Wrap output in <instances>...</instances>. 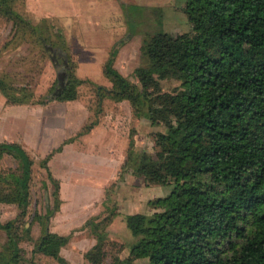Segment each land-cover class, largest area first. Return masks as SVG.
I'll return each mask as SVG.
<instances>
[{
  "label": "trees",
  "instance_id": "trees-1",
  "mask_svg": "<svg viewBox=\"0 0 264 264\" xmlns=\"http://www.w3.org/2000/svg\"><path fill=\"white\" fill-rule=\"evenodd\" d=\"M17 1L0 0V15L11 21L17 43L28 41L44 52L48 46L65 49L61 30L54 35L47 19L29 21ZM183 9L189 30L173 34L159 28L143 38L142 63L133 70L136 81L114 66L113 48L102 66L110 85L96 88L98 99H126L132 116L163 125L155 133L154 154L128 139L121 169L142 176L146 184L171 188L147 200L150 212L123 214L133 239L125 258H146L148 264H264V0H185ZM69 59L64 84L38 103L77 98L87 78L76 75ZM167 79L176 84L165 89L162 80ZM0 92L7 102H34L27 84L13 85L4 75ZM94 124L86 122L75 136ZM59 149L47 153L43 163ZM4 151L18 159L20 173H0V181L17 176L8 193L0 191V203L25 208L33 159L15 142H0V154ZM47 173L58 190V180ZM106 208L104 217L86 219L95 243L84 256L91 264H124L106 246L111 240L100 224L118 213ZM51 214L32 253L69 264L60 248L70 235L49 230ZM10 222L0 227L10 233ZM19 250L17 240L7 243L0 264H18Z\"/></svg>",
  "mask_w": 264,
  "mask_h": 264
},
{
  "label": "rangeland",
  "instance_id": "rangeland-1",
  "mask_svg": "<svg viewBox=\"0 0 264 264\" xmlns=\"http://www.w3.org/2000/svg\"><path fill=\"white\" fill-rule=\"evenodd\" d=\"M57 1L59 2L18 0L16 7L33 23L47 19L45 22L54 35L61 30L66 43L65 49L48 46L44 52L39 47H32L28 41L17 43L13 37L11 21L0 15V75H4L13 85L27 84L33 91L31 100L41 102L48 95H54L64 84L68 68L67 58H70L69 60L75 63V68H78L79 75L90 76L78 87L79 92L75 102L89 103L92 107L93 115L87 122L95 121L96 125H100L94 130L93 136L96 139L94 143L101 145L103 139L101 137L106 131L110 132L108 135L113 137L110 141L113 140L115 144L112 151L115 152L117 161H121L125 156V151L122 150L123 143L128 139L129 134L137 148H144L154 154L155 133L163 129V125L151 124L144 117L137 118L129 114L128 110L131 107L126 99L119 104L118 101L107 97L98 99L96 88L100 83L104 86L110 85L102 74V63L111 56L113 48L116 49L113 60L116 68L132 81H136L133 70L142 63L140 46L147 34L159 28L173 34L189 30L190 23L183 9L185 0H110L108 6L111 12L98 16L100 23L95 26L88 22V20L93 21V17L88 13L89 0ZM74 70L76 72V69ZM175 84L174 80H162L165 89ZM57 100L54 101L57 102L55 104L57 108L62 107L61 104L66 102ZM53 107V104L46 105L48 125L54 122L51 110ZM31 150L36 156L29 181L27 206L23 208L21 204L13 201L0 203V223L11 221L10 233L8 227H0V251L7 243L11 245L13 239L17 240L20 246L18 264H58L51 256L32 253L34 242L42 233L49 210H52V214L48 217L49 230L70 235L67 243L63 245L73 257V263L65 258L68 263L91 264L84 256L86 250L83 252L78 247L80 241L88 246L89 241L95 239L91 226L85 225L86 219L93 216L104 217L107 214L106 207L108 209L115 207L119 210L121 206L122 210H128L127 212H150L148 203H143L146 196L153 198L164 195L171 188L168 184H146L142 176L122 170L120 167L117 168L115 176L109 180L108 176L111 175H104V168L101 170V166H97L90 167L88 169L90 174L85 176L87 180L95 182L78 184L73 189H61L59 183L57 190L55 182L48 176L47 169L51 168L52 171L57 169L59 162L51 161L49 157L50 159L43 163L44 156L37 157L39 152L34 147ZM48 163L50 166L47 165ZM49 171L51 173V170ZM10 172L20 173L18 159L4 151L0 154V173L3 175ZM97 172H101L104 178ZM4 177V180L0 181V187L3 188L0 191L6 194L10 185H17L15 181L17 176H14L15 180L6 178V175ZM100 185H105V188L96 189L95 186ZM61 202L64 203L62 216L61 213H57L62 205ZM117 214L121 215L120 218L116 217ZM117 214L110 221L100 224L106 230L118 229L125 234L121 237L124 241L122 243L108 242L106 246L110 254L114 249H120L119 246L127 245L133 240L127 226H125L127 232L123 230L122 213L118 211ZM71 240L74 242L72 245L69 244ZM121 259L124 264L133 263L128 258ZM110 262L111 259L106 256L105 263ZM139 264H148V262L143 260Z\"/></svg>",
  "mask_w": 264,
  "mask_h": 264
},
{
  "label": "crops",
  "instance_id": "crops-1",
  "mask_svg": "<svg viewBox=\"0 0 264 264\" xmlns=\"http://www.w3.org/2000/svg\"><path fill=\"white\" fill-rule=\"evenodd\" d=\"M55 2L59 1L55 0ZM109 2L110 0H89L87 2V6L90 7V11H88V13L90 17H93V21L88 20L89 24L93 26L97 25L99 22L98 16L100 17L111 12L109 9L110 6H108L110 5ZM75 69L77 72L75 73L77 75L78 68ZM77 76L81 78L90 77L81 76L79 74ZM76 99L77 98L72 100H63L66 102L61 104L62 107L57 108V105H55L57 104V102H54L56 101V99L48 101L46 103H12L7 102L5 96L0 92V142L7 141L18 143L27 150V152L33 159V164L34 157L36 156H34L33 151L31 150L33 147L35 148V150H37V152H39L37 153V157H45L46 154L49 153L52 149L60 146V149L58 151H55L50 156L51 161L57 160L60 165H58L57 169L53 171L49 167V170H51V174L53 175V177L56 178L59 183H61V189H73L77 187L78 184L95 182L87 180V178L85 177L90 174L88 171L90 167L96 168L97 166H101V170H103L104 168V175H111L108 176V179L110 180L117 173V168H121L126 157L129 134L128 139L123 143L122 150L125 151V156L121 159V161H117L118 159H116V154L112 151L115 144L113 140L110 141V139L113 138L111 135H108L110 132L106 131L105 135L101 137L103 138L101 140V145H96L94 143V141H96L93 136L95 132L94 130L100 125L94 124L88 132L75 136V134L93 115V110L89 103L86 104L75 102ZM57 101L61 102V100ZM72 101H74L75 103H72ZM120 102L121 101H118L117 104H119ZM47 104L54 105L53 109H51L54 116V122L50 125H48L46 121ZM65 107H68L70 109L68 110V108L66 109ZM128 112L129 114H132L131 109H129ZM71 136L75 137L72 140L67 141V138ZM95 159H97L96 161L99 163H96ZM47 165L50 166L49 163ZM97 173H99L98 175H102V177L104 178V175L101 172ZM97 181L100 183L99 180ZM105 185L95 187H97L96 189H104ZM149 198H147L146 196V198L143 200V203L146 204ZM63 207L64 203H62L60 209L57 211V213H61V216ZM118 211L121 212L122 215L125 213H130L127 212L128 210H122L121 206ZM120 216L121 215L119 214L116 215L117 218H120ZM115 218L114 220L117 219ZM122 223L124 226L123 230L126 233V224L124 223V221H122ZM123 235L125 234L121 233V231H119L118 229L107 230V236L111 241L122 243L124 242L123 239L121 240V237H123ZM73 243L74 242L72 240L69 241V244L72 245ZM94 243V238L91 239V242L89 241L88 246H86V243L80 241L78 247L79 249L81 248L84 252ZM128 253L129 251L127 245L125 244L122 245L120 249L114 250V254L120 259L127 257ZM60 254L64 258L68 259L71 263H73L72 254L67 252L66 247L62 246L60 248ZM143 260L147 261L146 258H135L133 260V264L142 263Z\"/></svg>",
  "mask_w": 264,
  "mask_h": 264
}]
</instances>
